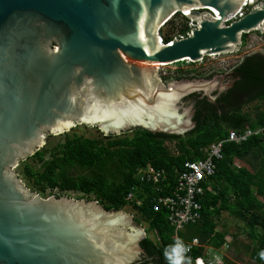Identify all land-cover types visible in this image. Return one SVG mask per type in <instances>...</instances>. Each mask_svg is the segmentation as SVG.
I'll return each instance as SVG.
<instances>
[{
	"label": "water",
	"instance_id": "1",
	"mask_svg": "<svg viewBox=\"0 0 264 264\" xmlns=\"http://www.w3.org/2000/svg\"><path fill=\"white\" fill-rule=\"evenodd\" d=\"M246 0H0V264H142L145 227L123 210L69 195L42 197L15 171L48 135L94 125L183 135L184 97L215 101L226 76L160 84L153 65L235 52L264 33V6ZM196 24L171 44L178 13ZM163 39V38H162ZM156 264V263H150Z\"/></svg>",
	"mask_w": 264,
	"mask_h": 264
},
{
	"label": "trees",
	"instance_id": "2",
	"mask_svg": "<svg viewBox=\"0 0 264 264\" xmlns=\"http://www.w3.org/2000/svg\"><path fill=\"white\" fill-rule=\"evenodd\" d=\"M183 17L181 25L170 20L166 24H171L170 30L162 29L165 44L188 34L190 19ZM247 37L248 33H244L242 45ZM180 70L176 78L200 76L191 70ZM233 70L237 71L238 80L215 101L207 96L199 98L198 93L191 95L196 100V125L183 135L136 128L133 135L113 136L106 144L103 139L67 134L53 148L42 149L21 162V174L29 188L40 195L50 191L49 196L60 197L72 192L81 194L79 199L94 197L106 210L131 207L147 233L141 243L146 252L142 264H174L179 254L175 227L169 222V211H156L155 207L160 198L172 194L187 162L206 157V148L223 141V156L214 159L215 173L202 183L205 193L200 198V218L187 225L179 236L183 240H201L202 246L195 247L188 256L190 263L204 255L210 258L214 250L223 257V264H235L223 255V249L233 252L241 233H245L253 242L244 244L251 251V258L264 264V132L244 141L228 140L231 130L242 133L247 127L264 128V52L245 55ZM234 93L237 98H233ZM256 101L261 106L245 110ZM147 167L164 171L165 179L156 185L142 181L139 170ZM133 191L140 204L126 200ZM225 212L232 216L230 223L239 220L238 227L245 230L233 233L234 240L230 238L228 223L220 228Z\"/></svg>",
	"mask_w": 264,
	"mask_h": 264
},
{
	"label": "built area",
	"instance_id": "3",
	"mask_svg": "<svg viewBox=\"0 0 264 264\" xmlns=\"http://www.w3.org/2000/svg\"><path fill=\"white\" fill-rule=\"evenodd\" d=\"M255 0H246L241 10L228 19L226 22L229 23L234 19L243 16L249 10V3H253ZM257 4L264 6V0H258ZM183 15L186 14L183 12ZM195 21L191 20L189 23L190 27H194ZM184 35H179L176 37H183ZM161 43L163 44V39L161 38ZM168 44H171L168 43ZM264 132V128H259L253 130L247 127L244 132L240 133L236 130H231L228 136L230 141H244L250 136L258 133ZM223 149V141L212 143L208 148H206V157L199 158L196 160H190L185 164L184 169L179 173L176 187L174 188L171 195L162 197L159 199L155 210L158 211L161 208H166L169 211V222L176 230H182L187 225L195 224L200 218L201 212V202L200 198L205 193V188L203 181L215 173L216 164L215 158H221ZM142 173V174H141ZM138 174V173H137ZM144 174V175H143ZM164 171H157L153 167H147L139 170V175L142 181L152 182L153 184H159L162 179H165ZM127 201L140 204L137 199V192H131L127 198ZM202 246L201 240L199 238L194 239L192 242H182L179 245V254L176 261L180 264H223L224 259L221 255L206 258H197L194 263H190L188 260L189 254L193 251L195 247Z\"/></svg>",
	"mask_w": 264,
	"mask_h": 264
},
{
	"label": "rangeland",
	"instance_id": "4",
	"mask_svg": "<svg viewBox=\"0 0 264 264\" xmlns=\"http://www.w3.org/2000/svg\"><path fill=\"white\" fill-rule=\"evenodd\" d=\"M182 14L183 13L181 14L177 13L171 20H174L176 23L178 22V24L181 25L185 21ZM190 22H191V19L189 23ZM170 28H171V24L168 26H165L163 30L167 32L170 30ZM257 51L264 52V36L260 35L257 31H251L250 33H248V37H247L245 45H242L240 49L235 52L208 55V56H205L202 60L194 62L193 64L190 63L191 61L189 60H185V61L182 60L181 62L180 61L175 62V64L161 65L160 67L155 68V74L160 84L162 85H168L169 83H174V82L187 80V79H193V78H198L200 80H203V79L210 80V79L217 78L220 76H226L227 72H230L233 69V67L245 57V55L249 53L257 52ZM180 69L194 71L193 73L200 74V76L198 77L188 76V77L176 78V76L180 72H182ZM257 106H261V104L256 101L252 104L247 105L245 107V110H254L256 109ZM67 134L70 136L72 135L84 136L86 138H91V139H95V138L103 139V131L99 130L98 127L94 125H77L73 127L70 131L62 132L60 134H55L54 136L50 137L47 140V144L44 146L43 149L53 148L59 142H61L63 138L65 137V135ZM131 135H133L132 132L131 133L127 132L126 134V136H131ZM29 163H32V162L30 161ZM15 171L19 174V177L27 185V182L24 179L25 176L21 174L22 168H20L19 166ZM54 192L56 193L57 191H54ZM46 193H47L46 195L41 194L40 196L44 198L49 197V194L51 192L47 191ZM67 195L75 199H79V197L81 196V194L72 193V192H68ZM93 198L94 197H90L91 200H94ZM123 212L126 213V215L134 216L135 222L138 223L136 220L138 218V215L131 207H126L123 210ZM230 219H232V216L228 212H225L222 218V223L220 225V228H224V225L227 226V223H228L229 224L228 229L231 232L230 238L234 240L233 233L235 232L241 233V232H245V230L238 227L237 222L239 223V220H237V222L234 221L230 223L229 221ZM248 242H249V237L247 236V234L241 233L239 239L237 240V247H235V249H232L233 250L232 254L245 252L246 248L244 244H247ZM210 255L211 257H214V256L220 255V253L218 251L212 250L210 252Z\"/></svg>",
	"mask_w": 264,
	"mask_h": 264
},
{
	"label": "flooded vegetation",
	"instance_id": "5",
	"mask_svg": "<svg viewBox=\"0 0 264 264\" xmlns=\"http://www.w3.org/2000/svg\"><path fill=\"white\" fill-rule=\"evenodd\" d=\"M184 77H188V76H184ZM193 77H196V76H193ZM198 77V76H197ZM225 79H226V83H232V86L235 84V82L238 80V76H237V71H235V70H231L230 72H227V74H226V77H225ZM165 80H166V78H165ZM232 86H230V87H226L225 89H223V90H219V91H217L214 95L216 96V99L221 95V94H223L224 92H226L227 90H229L230 88H232ZM194 93H198V94H200V97L199 98H204L205 97V95L202 93V92H194ZM193 93H191L190 95H188V96H186V97H184L183 99H184V101L187 103V102H189V103H191V105L193 106V113H192V116H191V119H192V122L194 123V125H193V127L192 128H194L195 127V125H196V121H195V114H196V109H195V99L194 98H192L191 97V95H192ZM238 97V95L236 94V93H234L233 94V98H237ZM209 98V97H208ZM191 128V129H192ZM99 129V128H98ZM191 129H189V130H191ZM100 130V129H99ZM188 130V131H189ZM187 131V132H188ZM132 132V134H133V131H131ZM130 132V133H131ZM126 134H127V132H125V133H123V134H120V135H107L106 133H104L103 132V141H104V143H108V142H110L111 141V138L110 137H113V136H121V137H125L126 136ZM53 135L51 134V135H48V138H47V140L50 138V137H52ZM97 139H100V138H97ZM102 139V138H101ZM47 144V143H46ZM146 258V256H144V259Z\"/></svg>",
	"mask_w": 264,
	"mask_h": 264
},
{
	"label": "crops",
	"instance_id": "6",
	"mask_svg": "<svg viewBox=\"0 0 264 264\" xmlns=\"http://www.w3.org/2000/svg\"><path fill=\"white\" fill-rule=\"evenodd\" d=\"M144 227H145V225H144ZM174 230H175V239H177V243H178V248L182 242H192L189 240H183L181 238V236H179V232L183 231L184 228L182 230H179V231L176 230L175 228H174ZM251 244L253 245V242L249 239L248 245H251ZM178 252H179V250H178ZM250 253H251V251H249L248 249H246L245 252H241V253H237V254H232L231 251H228L227 249H223V255H226L230 259V261L234 262L235 264H260L259 262H257L253 258H251ZM205 254H206V251H205ZM204 256H201V257H204ZM201 257H199V258H201Z\"/></svg>",
	"mask_w": 264,
	"mask_h": 264
},
{
	"label": "clouds",
	"instance_id": "7",
	"mask_svg": "<svg viewBox=\"0 0 264 264\" xmlns=\"http://www.w3.org/2000/svg\"><path fill=\"white\" fill-rule=\"evenodd\" d=\"M175 250H176V249H175V247H174V248H173V252H175ZM175 264H180V262H179V261H176Z\"/></svg>",
	"mask_w": 264,
	"mask_h": 264
},
{
	"label": "bare ground",
	"instance_id": "8",
	"mask_svg": "<svg viewBox=\"0 0 264 264\" xmlns=\"http://www.w3.org/2000/svg\"><path fill=\"white\" fill-rule=\"evenodd\" d=\"M260 33V32H259ZM155 68H158V67H160L161 65H153ZM64 131V130H63ZM63 131H61V132H63Z\"/></svg>",
	"mask_w": 264,
	"mask_h": 264
}]
</instances>
